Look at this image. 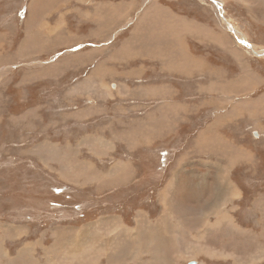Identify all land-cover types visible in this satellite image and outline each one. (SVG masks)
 Returning a JSON list of instances; mask_svg holds the SVG:
<instances>
[{
	"label": "rangeland",
	"instance_id": "rangeland-1",
	"mask_svg": "<svg viewBox=\"0 0 264 264\" xmlns=\"http://www.w3.org/2000/svg\"><path fill=\"white\" fill-rule=\"evenodd\" d=\"M26 2L0 0V264H65L75 254L84 264H264V110L258 109L260 98L254 99L264 94V84L252 92L253 103H248L247 109L256 117L231 118L236 121L228 119L223 125L232 134V144L227 146L249 151L232 161L236 166L229 167L230 171H225L231 161L228 149H185L216 115L214 99L194 101L188 112L190 122L176 137L136 152L126 145H130L127 132L138 127L133 124L138 123V116L133 118L131 113L138 111L139 103L129 99L142 93L140 86L123 88L119 80L115 85L111 79L106 86L93 85L85 63L99 57L82 43L62 44L38 57L22 56L38 50L22 49L25 32L17 17L26 11ZM173 2L228 35L264 73V0ZM66 9L63 6L62 13ZM124 14V24L132 23L128 9ZM148 23L146 17L142 24ZM60 24L67 23L63 19ZM145 30L135 29L137 34ZM70 32L66 35H73ZM101 94L126 97L119 104L88 100ZM246 98L251 97L242 99ZM191 100H197L196 94ZM202 103L210 106L197 112V104ZM154 105L141 102L143 121ZM150 125L144 124L147 129ZM114 143L118 148H107ZM128 159L136 163L137 175L123 182L126 170L121 164L128 162L121 160ZM185 163L190 170L186 180L181 176L187 169ZM220 169L227 172L238 193L219 205L240 229H231L228 219L219 223L213 213L214 195L218 187L224 189L220 184L226 177L220 175L219 184L209 174ZM43 189L45 194L55 190L56 196L52 193L46 198ZM200 193L205 200L196 197ZM54 200L59 208L50 207L46 213L31 208L52 205ZM203 219L215 227L209 229ZM140 220L147 229L150 224L154 232L167 228L169 234L160 237V243L142 228L136 239L133 234ZM178 227L184 228L183 237L175 235ZM82 230L88 237L85 240L79 236ZM231 253L236 256L226 255Z\"/></svg>",
	"mask_w": 264,
	"mask_h": 264
},
{
	"label": "crops",
	"instance_id": "crops-1",
	"mask_svg": "<svg viewBox=\"0 0 264 264\" xmlns=\"http://www.w3.org/2000/svg\"><path fill=\"white\" fill-rule=\"evenodd\" d=\"M115 1L27 0L26 11L17 17V21L23 23L21 28L23 30L24 27L25 32L24 37L23 34L21 37V45L22 49H38L39 51L31 50V54L26 51L22 56L34 55L38 57L39 54H44L48 49H60L62 44H68L72 41L74 45H81L82 43V45L88 46L86 49L91 51V54H96L99 57L95 60L91 59L90 63H85V66L91 69L90 77L93 80V85L106 86L111 79V83L115 85H117L115 80H119L120 86L123 88L131 87V85L132 87L140 86L142 93L140 95L134 94L133 98L129 99L133 103H139L138 111L131 113L133 118L138 116V123L133 121V124H138V127L127 132L130 145H126L136 152L143 146H155L160 141L176 137L180 129L182 130L190 122L188 112L194 101L199 102L201 100L205 103L214 99L218 103L216 115L201 126L193 144L191 143L192 145L190 144L185 149L218 150L224 148L229 150L230 160L242 159L245 152L239 154L237 152L243 151L244 148L232 150L233 147L227 146L232 144L229 137L232 134L224 131L225 126L223 125L227 124L228 121L226 120L228 119L236 121V119L245 116L248 118L256 117L254 115L257 113H253L247 108L250 100L251 104L253 103L252 92L264 84V73L259 68L254 67L247 54H243L242 49L230 40L228 35L220 33L217 27L206 22L197 14H192L183 6L177 5L178 2L152 0L151 3H145V0H135L136 3L133 6H126L120 2L128 3L133 0H118L117 4ZM156 5L167 7L166 9L170 12L166 13L162 9L154 10ZM63 6H66L67 12L62 13ZM146 8V14L151 12L147 14L149 23L140 25V17ZM126 9L129 10V15L134 19L129 24H124L125 19L123 17ZM118 12H122L123 15L120 16ZM157 12L160 16H157ZM63 19L67 23L65 26L60 24ZM190 22L192 23L190 24ZM70 25L73 29L69 28ZM138 25L140 28H146L144 33H136L135 29ZM70 31L73 32V35H66V32ZM56 39L59 41L56 42ZM223 59L227 61H222ZM194 94H196L197 100H191ZM263 95L260 94L254 99L258 100ZM246 96L251 98L242 99ZM125 97V95L120 94L105 98L101 94L100 97L95 99L89 97L88 100L107 103L112 100L113 103L119 104ZM141 102L155 103L154 109L150 106L149 110H153L150 111L151 114L148 119L144 121L141 117ZM258 102L257 104H259ZM262 103L264 104L263 101ZM263 104H260L262 107L258 108L259 110H264ZM209 106V104H197V112H201L202 109ZM120 110L122 112L125 109ZM240 110L243 111L242 114H238ZM203 112L205 110L201 113ZM224 112L225 115L222 116ZM146 123H151L150 129L144 126ZM211 141L216 148L210 143ZM115 144L107 148H118ZM180 158L182 163L185 160L184 154ZM121 161L128 162L121 164V169L126 170V173L123 174L125 179L123 182L134 180L138 170L134 160ZM184 165L187 169L183 171L181 176H184V180H186L185 176H190V170L187 163ZM232 165L235 167L236 163L233 162ZM229 167L228 171H230ZM221 170L210 173L209 176L213 175L215 180L220 182ZM230 180L232 181V179ZM186 182L190 181L187 180ZM45 192L46 190L43 189V196L46 198L52 193L56 196L55 190L50 194H45ZM196 197L205 200L204 194H197ZM224 198L227 201L230 196H221L218 187L213 198L215 203L213 202L212 205L220 204ZM204 203L207 202L199 204ZM206 222L208 221H205L204 225ZM227 223L231 229L241 228L238 225L233 227L230 221ZM158 224L160 223L156 225L158 226ZM141 225L140 220L139 226L133 234L136 237L139 235L136 239L140 238L142 228L147 229L145 225ZM70 226L77 227L76 225ZM176 229L178 232L175 235L182 236L181 231L183 232L184 228L178 227ZM66 230L68 232L74 231L72 228ZM147 230L151 235L150 238L156 239L160 243H162L160 237L164 238L167 233L169 234L167 228H161L154 232L150 228V224ZM130 231L132 230L127 228V232ZM84 235L85 232L82 230L81 238L83 240L88 238ZM81 238L79 237L80 243L82 242ZM88 241L87 244H91L90 239ZM72 246L76 247V245ZM11 255L13 254L11 253ZM163 256L167 255L164 254Z\"/></svg>",
	"mask_w": 264,
	"mask_h": 264
},
{
	"label": "bare ground",
	"instance_id": "bare-ground-1",
	"mask_svg": "<svg viewBox=\"0 0 264 264\" xmlns=\"http://www.w3.org/2000/svg\"><path fill=\"white\" fill-rule=\"evenodd\" d=\"M135 0H133V2L131 1V2H129V3H127V5H131V6H133L134 5V3H136V2H134ZM146 2H148V3H151L152 2V0H145V3ZM130 6V7H131ZM167 7H163V6H161V5H156V6H154V10L156 9V10H163V11H165L166 13H168V12H170V10H168V9H166ZM146 10H147V8L145 9V11H143L144 13H143V15L140 17V25L142 24V22L145 20V18L148 16L147 14L148 13H151V12H147V14H146ZM149 11V10H148ZM151 11H152V9H151ZM160 12V11H159ZM159 12H157L158 13V15L157 16H160L159 15ZM162 12V11H161ZM156 13V14H157ZM163 14V13H162ZM151 15V14H150ZM149 15V16H150ZM156 16V15H155ZM166 17V16H165ZM153 18H154V14H153ZM152 18V19H153ZM160 18V17H159ZM161 19H162V16H161ZM160 19V20H161ZM129 20V19H128ZM131 20H133V19H131ZM169 20H170V18H169ZM163 21V20H162ZM171 21H173L172 20V18H171ZM168 23H169V21H168ZM129 24V23H128ZM155 24V23H154ZM170 24H172V23H170ZM167 25V24H166ZM169 25V24H168ZM193 26V25H192ZM137 27V26H136ZM137 29V31H141L142 30V28H140L139 27V25H138V27L136 28ZM199 31V30H198ZM125 45V44H124ZM5 69V68H4ZM249 79V78H248ZM262 101L264 102V100L262 99V98H260V100H259V103L260 104H263L262 103ZM210 141V140H209ZM203 143H205V142H203ZM244 153V151H239L238 152V154L239 153ZM246 153H249V151H247V152H245V154ZM245 154H244V157H245ZM243 157V158H244ZM250 159V158H249ZM119 164V163H118ZM233 164V162H232V160L230 161V165H232ZM229 165V166H230ZM124 167H125V165H123ZM229 166H227L226 168H228ZM225 168V171L227 170V172H228V169H226ZM221 172V174L220 175H222L223 177H226L227 176V172H226V174H224V172H223V170H221L220 171ZM219 180L221 181L222 180V178L220 177L219 178ZM224 180H225V183L224 184H220V182H219V184L220 185H223V190H221L220 189V195L222 196V194H224V191L225 192H228L226 195H224L225 197H227V196H230V197H232V196H236L237 195V193H238V190L234 187V186H232V184L231 183H233L230 179H228V177H226V178H224ZM221 204V203H220ZM213 206V213H214V215H216L217 217H218V222L220 223V222H222V221H224L225 219H228L230 222H231V224L233 225V227H236V224H235V222H234V219L230 216V215H228L222 208H221V206L217 203V204H213L212 205ZM212 211V210H211ZM224 219V220H223ZM217 223V222H216ZM206 226H208L209 227V229H210V227H212V228H214L215 227V225H212V224H210V222L208 221V222H206ZM19 228V227H18ZM205 236V234L203 233L202 234V236ZM81 236V235H80ZM137 236H139V235H137ZM134 237V236H133ZM135 237H136V235H135ZM197 243V242H196ZM85 244V243H84ZM203 246V245H202ZM191 247V246H190ZM199 247V246H198ZM208 249V248H207ZM79 250V249H78ZM83 250H84V248H83ZM203 250V249H202ZM77 251V250H76ZM76 251H75V253H76ZM206 252L207 253H209L211 256H213V254H215V252H212V251H208V250H206ZM81 253H83V252H81ZM73 254V253H72ZM9 255V254H8ZM80 255H83V254H80ZM228 257H234V255L233 254H226ZM224 256V255H223ZM62 258V257H61ZM72 260V262L70 261V260ZM234 259V258H233ZM254 260H252V262H256V259L255 258H253ZM83 259H81L80 258V256L78 255V254H75V256H73V257H71V258H66L65 260H64V263L65 264H79V263H81V264H84L83 263V261H82ZM86 260V259H85ZM50 261V260H49ZM63 261V260H62ZM61 261V262H62ZM236 261V260H235ZM60 263V262H59ZM101 262H97V264H100ZM138 264V263H137Z\"/></svg>",
	"mask_w": 264,
	"mask_h": 264
},
{
	"label": "flooded vegetation",
	"instance_id": "flooded-vegetation-1",
	"mask_svg": "<svg viewBox=\"0 0 264 264\" xmlns=\"http://www.w3.org/2000/svg\"><path fill=\"white\" fill-rule=\"evenodd\" d=\"M55 201V200H54ZM31 205V204H30ZM41 205V204H40ZM53 207V208H59V204L57 203V201L53 202V204H47V205H41V206H36V208H33V206H31L32 209H35L34 211H36L37 213H46L47 209ZM28 209V208H27ZM52 210H56V209H52ZM37 225V224H36Z\"/></svg>",
	"mask_w": 264,
	"mask_h": 264
},
{
	"label": "water",
	"instance_id": "water-1",
	"mask_svg": "<svg viewBox=\"0 0 264 264\" xmlns=\"http://www.w3.org/2000/svg\"><path fill=\"white\" fill-rule=\"evenodd\" d=\"M192 264H194V263H192Z\"/></svg>",
	"mask_w": 264,
	"mask_h": 264
}]
</instances>
